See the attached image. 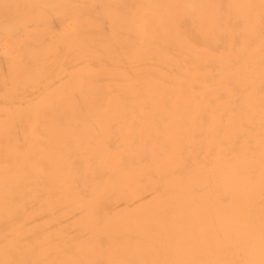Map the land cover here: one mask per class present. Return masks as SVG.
Returning a JSON list of instances; mask_svg holds the SVG:
<instances>
[{
  "label": "rangeland",
  "instance_id": "1",
  "mask_svg": "<svg viewBox=\"0 0 264 264\" xmlns=\"http://www.w3.org/2000/svg\"><path fill=\"white\" fill-rule=\"evenodd\" d=\"M234 9L244 10L246 14L232 15ZM74 12L79 15H72ZM94 14L99 20H86ZM76 28L88 32L78 38L81 41L77 43V50L83 57L88 48L85 40L89 32H94L90 35L96 42L106 40L105 51L115 61V67L106 66L110 72H121L117 66L130 54L128 62L134 64H129L128 71L144 68L161 74V77L149 76L161 97L170 96L174 91L175 101L191 104L187 90L195 92L194 102L199 112L189 117L187 140H202L192 133L202 121L201 113L206 123L204 110H214V115L209 114L212 121L208 125L213 133L205 140L208 145L215 139L218 141L215 158L230 165L243 163L245 170L242 177L233 171L234 184L231 185L234 186L218 183L212 186L208 175L217 168L216 164L198 162L188 175L187 183L181 185L180 175L169 169L180 146L179 138L171 134L174 153L166 151L157 158L153 167L155 177L144 180L145 171L141 168L122 169L132 175H127L119 186L106 190L107 176L100 175L93 180L89 193L82 197L89 202L100 200L96 206L99 215L95 219L87 218L83 226L88 205L67 207L66 183L58 184L48 199L43 187H38L40 191L31 195L33 205L37 207L35 200L41 199L45 207L36 210L30 206L13 220V225L21 229L16 240L21 249L28 243L29 231H35L39 248L31 250L28 264H72L74 259L68 250L76 243L82 244L86 254L92 256V264H121L145 249V241L138 243L132 236L143 224L138 218L142 212H150L154 219L157 227L152 232L168 237L167 246L173 260L176 256L170 239L181 238L176 249L187 258L199 251L213 250L215 259L220 258L228 264L226 253L220 252L223 244L236 254L231 259L233 264H264V134H260L253 123L260 119V114L252 102L256 88L264 93V0H0V123L15 125L14 134L22 133L25 118L28 127L36 126L35 123L53 124L56 113L50 110L54 105L52 91L62 81L54 74L53 67L59 60L73 59L71 51L74 49L67 35ZM62 30L60 39L58 34ZM217 31L220 32L214 35ZM168 32L183 50L197 57L211 56L231 62L232 68L221 72V76L218 75L219 66L213 65L206 70L215 73L212 74L214 80L198 82L192 64H188L186 87L182 86L175 69L169 73L150 59L153 54L162 55L170 66L177 65L176 50L167 44L161 49L158 42V38L167 36ZM112 33L117 41L123 40L127 48L115 49L108 42ZM238 50L246 54L247 67L242 66L236 55ZM58 66L63 69L62 64ZM76 66L77 63L71 62L65 73ZM109 83L107 78L103 84ZM202 83L203 87L197 89ZM231 97L239 101L228 105L226 101ZM243 100L253 107L245 123L238 116L242 113ZM200 109L203 112L200 113ZM155 110L167 114V123H172L176 111L164 109L160 103L155 104ZM82 113L88 116L86 109ZM98 113L99 109L89 115ZM220 113H225V118ZM79 126L82 124H76ZM43 146L50 148L47 144ZM126 152L124 137L117 147L114 142L105 148L110 160ZM247 155L251 156L249 160L244 158ZM258 167L263 169L257 170ZM169 171L170 189L157 188V180ZM37 172L42 173L41 170ZM100 179L106 181L103 187ZM147 184L149 188L145 187ZM106 191H110L107 196ZM78 193L81 195L83 191L79 189ZM59 232L68 236L69 243L61 245L56 239H50ZM3 245L6 239L0 237V246ZM158 257L159 264H166L167 256ZM7 258V255L1 258L0 264Z\"/></svg>",
  "mask_w": 264,
  "mask_h": 264
},
{
  "label": "bare ground",
  "instance_id": "2",
  "mask_svg": "<svg viewBox=\"0 0 264 264\" xmlns=\"http://www.w3.org/2000/svg\"><path fill=\"white\" fill-rule=\"evenodd\" d=\"M234 10L231 11L232 15L241 17L246 14L244 10ZM72 15L79 14L74 12ZM110 16L114 17L113 14ZM220 16L222 15L219 11L217 13L218 20H220ZM94 17L95 14L86 20L89 22L99 20ZM219 32H215L214 35ZM63 33L62 30L58 34L60 39ZM91 33L94 32H89V37L85 40L88 42L85 58L83 53L77 50V43L81 41L78 38L88 32L76 28L67 35L68 42L74 49L71 51L73 59L71 61L59 60L56 65L54 64V74L62 81L55 85L52 91L54 105L50 110L56 115L53 117L51 126L35 123L36 126L28 127L25 118L22 133L14 134L15 125L0 123V225L8 230L6 232L0 227V237L6 239V245L0 246V259L5 255L8 257L4 264H28L30 253H33L31 250L39 248L34 235L35 231L31 229L28 234V243L21 249L16 241L21 234V229L13 225V220L16 217L29 209L30 206L34 207L31 195L40 191L38 187H43L42 191L48 199L53 196L58 184L66 183L67 207L88 205L82 222L83 226L87 218L95 219L99 215L96 206L100 200L89 202L82 197L83 194L89 193L93 180L100 175L107 176L106 181L108 182L104 187L106 190L110 186H119L127 175H132L123 172L122 169L135 171L141 168L145 171L144 180L155 177L154 162L166 151L173 152L170 145L171 134L179 138L180 146L177 151L175 150L177 158L169 169L180 175L181 185L187 183L188 175L198 162L216 164L217 168L208 175L209 185L212 186L216 183L225 187L234 186L231 185L234 184L233 171L239 177L244 174L245 165L243 163L239 166L230 165L229 162H224L219 157L215 158L218 148L216 139L210 145L205 140L213 133V129H210L208 125L212 121L209 114H215L214 110H204L207 114L205 123L203 113H201L203 111L200 109L202 121L192 134L202 140L196 141L194 138L187 140V131L190 126L189 117L199 112L198 105L194 102L195 92L187 90L189 98H192L191 104L175 101L174 91H171L170 96L161 97L157 87L149 81V76L161 77V74L144 68L136 72L128 71L129 64H134L133 61L128 62L131 60L130 54L125 56L123 64L117 66L121 72H110L106 66L115 67V61L105 51L106 40L96 42L90 35ZM166 35H161L158 42L162 46L161 49L166 48L167 44L171 49L176 50L177 65L170 66L162 55L153 54L150 59L163 66V70L169 73L175 69L180 75L179 80L182 86L186 87L185 69L188 64H192L194 76L198 82L214 80L212 74L215 75V73L206 70L213 65L219 66L220 73L218 75L221 76L223 75L221 72L229 71L232 68L231 62H223L216 57L202 58L192 55L175 44L170 37V32ZM108 42L113 44L117 50L127 48L124 41H117L113 33L109 36ZM210 46H214L212 41ZM236 55L240 57L242 66L247 67L246 54L238 50ZM71 62L77 63V66L66 74ZM60 64L63 69L58 66ZM107 78L110 83L103 84ZM202 87L203 83L197 89ZM261 92V88H256L252 100L260 114V119L253 123L259 129L260 134H264V93ZM109 95L114 96L109 97ZM238 101L231 97L227 99L226 103L232 105ZM156 103H160L164 109L176 111L173 114L172 123H167V114L156 112ZM39 108H43V106ZM85 109L88 111V116L82 113ZM98 109L100 113L89 115ZM64 110L67 111L66 114H64ZM252 110L253 107L248 106L243 100L242 113L238 115L240 121L245 123ZM220 116L225 118L226 114L220 113ZM78 123H81L82 126L76 127ZM50 127L52 129L48 130ZM241 136L242 134L239 135V137ZM122 137L125 138L127 152L116 154L113 160L108 159L105 148H109V145L114 142L117 147ZM90 143L93 144L92 147L87 148L86 146ZM43 144L49 145L50 148L44 147ZM22 150L23 152L20 153ZM257 150L259 149L257 148ZM244 158L249 160L251 156L247 155ZM259 169L263 168L258 167L257 170ZM38 170H41L42 173L39 174ZM247 170L250 171L251 167L248 166ZM170 171L163 173L161 180H157L159 181L155 185L157 188L170 189L167 181ZM106 181L100 179V186L103 187ZM145 187L149 188L150 184ZM79 189L83 191L81 195L78 193ZM109 192L106 191L105 196ZM35 201H37L35 204L38 205L34 207L36 210H41L46 205L41 199ZM138 218L143 224L132 236L137 239L138 243L145 241V249L140 253L133 254L134 256L131 255L121 264H159L158 256H167L166 264H224L225 261L222 259H215L213 250L199 251L194 257L187 258L185 254L176 249V244L181 238L170 239L176 256L174 260L171 259V252L167 246L168 237L152 232L157 226L150 216V212H142ZM50 239H56L61 245L69 243L68 236L66 237L63 232L50 236ZM68 251L71 259H74L72 264H92V262L90 263L92 256L86 254L82 244L76 243ZM220 252L226 253L228 264H233L231 259L236 254L231 249L222 244Z\"/></svg>",
  "mask_w": 264,
  "mask_h": 264
}]
</instances>
